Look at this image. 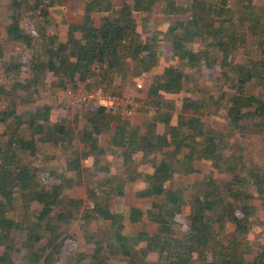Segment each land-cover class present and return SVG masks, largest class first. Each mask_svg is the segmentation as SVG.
Masks as SVG:
<instances>
[{
	"label": "trees",
	"instance_id": "16d2710c",
	"mask_svg": "<svg viewBox=\"0 0 264 264\" xmlns=\"http://www.w3.org/2000/svg\"><path fill=\"white\" fill-rule=\"evenodd\" d=\"M82 1V21L61 30L60 0H0V65L9 76L0 79V264H264V164L235 141L264 139V98L247 93L253 83L264 90V7ZM159 7L162 25L154 19ZM152 27L150 36L140 29ZM163 42L175 63L152 76ZM11 45L29 58L10 54ZM147 76L144 98H135L148 115L141 125L124 118L128 110L88 105L73 119L54 118L53 106L39 103L48 87L89 81L122 96L130 78ZM50 150L64 158L57 170L45 158ZM107 157L120 159L124 173L103 164ZM84 160L101 175L88 186L91 205L70 195L86 178ZM198 162L210 165L203 179L175 188L178 177L198 173ZM136 184L147 208L113 211ZM75 225L85 250L69 252V243L79 246L69 233Z\"/></svg>",
	"mask_w": 264,
	"mask_h": 264
},
{
	"label": "rangeland",
	"instance_id": "374dc122",
	"mask_svg": "<svg viewBox=\"0 0 264 264\" xmlns=\"http://www.w3.org/2000/svg\"><path fill=\"white\" fill-rule=\"evenodd\" d=\"M180 3L181 2H188L189 0H178ZM215 2H219L221 0H213ZM115 4L119 5L121 3V0H114ZM229 3L232 7H237L239 4V0H229ZM60 4L65 8L63 15L65 16V24L61 25L60 22V29L61 30H65L68 27V24H72V23H79L82 21V10L84 8V1L82 0H60ZM258 4L262 7H264V0H258ZM161 8L159 7L158 12L156 14V16L154 17L155 21H157V25H162L164 23V16L162 15L161 11H159ZM61 14V11L59 10V14ZM174 20H184L183 17H175ZM60 21V20H59ZM2 20H0V25L2 24ZM159 23V24H158ZM26 27L30 28L31 25L29 23H25ZM166 26V24L164 25V27ZM32 28V27H31ZM143 35L145 36H150L151 33L153 32V27L151 29H142L140 28ZM3 31L2 29H0V42H2L3 40ZM247 42H249V46L252 48L253 52L255 53L256 50L254 49V41L251 39H247ZM162 48H163V55H161V59H160V64L159 67H157L153 73L151 74L152 76H154L155 74H158L160 72H163V68L165 66H168L170 64L175 63V61H172L171 57H172V47L170 43L167 42H163L162 44ZM8 52L14 55H19L21 60H26L29 58V54L27 52H25V50L20 47L19 45H11L8 47ZM243 54V53H242ZM238 59H243V55H240L238 57ZM7 68V64L6 63H2L0 65V79L4 82H8L9 81V76L7 74V72H5V69ZM28 69H24V72L27 73ZM150 76V75H149ZM26 76H23V79ZM151 77V76H150ZM152 78V77H151ZM50 79H53L52 77ZM148 82L150 81V78L147 76ZM145 82V83H148ZM50 83V82H48ZM144 83V84H145ZM143 86H139L137 83H133L132 78H130L127 83L123 86L122 89V94L132 97V98H136L137 101L142 100L144 97V92L145 90L148 88V86L145 84ZM119 85H117L118 87ZM115 87L114 89L117 91L118 88ZM67 88H62L59 89L57 91L52 90V88L50 89V87H48V89L45 92H42V97L39 101V103L41 104H50L51 106H53V113H54V118H66V117H70L69 119H73L75 116V113L77 112L76 110L71 109L70 107L66 106L65 103V98H64V91ZM95 89H100V88H95ZM247 93L250 95H255V96H259L264 98V90L261 88V86L258 83H253L247 86ZM59 106V107H58ZM0 109H2V107L0 106ZM127 113H131L132 118L135 122L139 121L141 122V115L140 113H142L140 111L139 107H131ZM137 114V116L135 115ZM69 115V116H68ZM207 123L211 124L212 126H215L216 124H219L220 126H222L221 121L219 122V120H214L211 117H206L204 119ZM73 126L75 124H72ZM4 131V127L0 125V133H2ZM107 141V136H103L102 137V145H105ZM235 141L240 144L241 146H243L247 152H250L252 154H255L254 157L261 162L262 164H264V139L263 136H253L251 138L245 139V137H237L235 138ZM75 146L83 151L84 150V146L83 144L80 143L79 140H76L75 142ZM48 152V151H47ZM54 157V159L52 158ZM49 159V169L50 170H57L59 169L60 166H62L64 164V158L62 157V154L57 151V150H50L49 153H47L46 157ZM45 158H44V162H45ZM109 164L110 166H112V169L118 173V174H122L124 173V170L122 169V163L121 160L118 159L117 157H108L103 159V164ZM83 166L84 168H86L85 170L88 169L86 178L83 181V184L77 188L74 189V191L71 192V196L75 197V198H80L82 200H84V203L87 205H91L92 203L88 200V194H87V189L88 186L91 182L94 183V180H99L101 178V175H99L97 173V170L95 169V167H91V160H84L83 161ZM199 168L201 169V172L204 173L207 169L209 170V166L206 164H200ZM202 173L198 174V175H194V176H190L188 178H178L176 179L177 181L175 182V185H173L175 188H177L182 184L185 185H191L195 182L201 181L202 179ZM42 178L49 184L51 185L54 181L53 178L50 176H42ZM95 185V184H94ZM137 189V185L133 186L130 190H128L127 194L125 195L124 198L120 199V200H116L113 205H112V210L116 211V212H121L124 214H129L130 210L132 207H137L138 204H141L140 206H143L144 209L147 208V204L149 201H142V200H137L134 196V193ZM191 194V193H190ZM187 197L189 198V192L187 193ZM22 215L21 213L18 215V218L21 219ZM263 218H264V214H263ZM183 219V217L181 218V220ZM140 227V226H138ZM69 233L71 234H75L80 240H79V246L76 245L75 243H69L68 244V248L67 251L69 252H74L78 247L80 251H84L85 247L82 241V233L79 229V227L77 225L73 226ZM252 239H254V250H257V243H256V235L252 236ZM255 254L249 255V260H252L254 258ZM154 258V256H152Z\"/></svg>",
	"mask_w": 264,
	"mask_h": 264
},
{
	"label": "built area",
	"instance_id": "2783aa9c",
	"mask_svg": "<svg viewBox=\"0 0 264 264\" xmlns=\"http://www.w3.org/2000/svg\"><path fill=\"white\" fill-rule=\"evenodd\" d=\"M90 82H78L75 87H68L64 91V100L67 107L77 110L81 106L96 105L107 110H129L137 107L134 98L126 95H115L104 89L88 88Z\"/></svg>",
	"mask_w": 264,
	"mask_h": 264
},
{
	"label": "crops",
	"instance_id": "0c3cea01",
	"mask_svg": "<svg viewBox=\"0 0 264 264\" xmlns=\"http://www.w3.org/2000/svg\"><path fill=\"white\" fill-rule=\"evenodd\" d=\"M132 80H133V78H132ZM147 79H144V78H142L140 81H139V83H138V85L139 86H143V84L145 83V82H148V81H146ZM147 86H149V84H150V82H148V83H145ZM144 84V85H145ZM136 116H137V114H135ZM140 115L142 116L141 117V122H139V121H137V122H135L134 120H133V118H132V115H131V113H125L123 116H124V118H126V119H128V120H130L131 122H133V124H135V125H141L143 122H144V119H146V117L148 116L147 114H144V113H140ZM108 139H109V137H107V141H108ZM102 141V140H101ZM106 141V142H107ZM102 144V143H101ZM108 158V157H107ZM200 164H206V165H208L209 167H210V165L209 164H207V163H203V162H198L197 164H196V168H197V170H198V173H196V174H193V175H190V176H194V175H198V174H200V173H202L201 172V169L199 168V165ZM109 165V164H108ZM111 168H112V166H110ZM210 169V168H209ZM208 171V169L204 172V173H206ZM204 173H202V178L201 179H203V175H204ZM190 176H186V177H183V178H188V177H190ZM178 178H180V177H178ZM177 178V179H178ZM182 178V177H181ZM177 181V180H176ZM175 181V182H176ZM137 185V189H136V191L138 190V188H139V185L138 184H136ZM182 185H185V184H182ZM135 186V185H134ZM179 186H180V184H179ZM132 187H129V189L128 190H130ZM136 191H135V193H134V196H135V198L137 199V200H142V201H149V202H151L150 200H143V199H139V198H137L136 197ZM128 192V191H127ZM127 194V193H126ZM138 205H141V204H138Z\"/></svg>",
	"mask_w": 264,
	"mask_h": 264
}]
</instances>
